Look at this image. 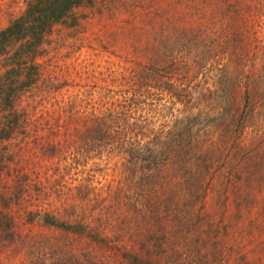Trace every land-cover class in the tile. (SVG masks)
I'll return each mask as SVG.
<instances>
[{
	"label": "rangeland",
	"instance_id": "rangeland-1",
	"mask_svg": "<svg viewBox=\"0 0 264 264\" xmlns=\"http://www.w3.org/2000/svg\"><path fill=\"white\" fill-rule=\"evenodd\" d=\"M95 1L94 8L78 11V28H55L37 64L39 84L16 103L21 130L0 146V213L14 219V232L0 237V264H67L72 255L84 264H127L123 254L138 252L131 237H124L122 249L102 248L45 226L43 219L50 214L85 221L113 234L146 221L130 208L134 186L124 175L122 146L96 145L83 137L97 124L90 119L131 111L126 103L134 97L135 71L147 65L162 36L192 27L215 41L210 44L217 56L208 67L220 73L236 66L264 81V0ZM25 9V0H0V30ZM6 69L0 65V76ZM152 91L151 100L165 105L166 94ZM151 122L160 127L162 118ZM250 147L242 153L248 155ZM233 157L225 154L218 167L222 179L231 181L228 190H222L219 202L210 196L207 207L199 209L201 215L208 211L201 225L195 213L193 232L212 238L208 249L217 242L220 255L213 264H264V174L243 187L238 178H254L258 162L250 161L241 174L244 157L240 152ZM188 244L187 261L170 258L169 264L196 263V244Z\"/></svg>",
	"mask_w": 264,
	"mask_h": 264
},
{
	"label": "trees",
	"instance_id": "trees-1",
	"mask_svg": "<svg viewBox=\"0 0 264 264\" xmlns=\"http://www.w3.org/2000/svg\"><path fill=\"white\" fill-rule=\"evenodd\" d=\"M25 1L24 13L0 30V65L5 63L7 68L0 76V146L13 141L21 130L16 103L39 84L37 64L55 28H78L82 18L78 11L96 6L95 0ZM211 42L215 41L201 38L192 27L162 36L160 48L151 50L154 55L147 65L135 71L134 97L126 103L131 111L90 119L97 124L83 137L96 145L122 146L124 175L134 186L129 190V206L146 221L113 234L105 226L48 214L45 226L102 248L116 245L122 249L124 237H131L138 252L124 251L127 264H169L170 258L180 263L184 259V263L189 241L196 244L195 264L216 263L217 242L208 249L212 238L193 229L206 218L208 211L201 215L199 209L207 207L208 198L216 196L219 202L222 190H228L231 181L222 179L218 171L225 154L231 158L236 152L242 154L245 168L241 174L250 161L258 162L254 165L257 172L251 171L254 178H238L243 187L251 186L259 172L264 174V81L236 66L216 73L217 68L208 67L217 56ZM152 90L166 94L165 105L151 100ZM178 106L181 109L175 110ZM140 111L145 112L138 117ZM155 117L162 118L160 127L151 125ZM246 145H251L248 155L242 153ZM121 205L127 206L123 200ZM196 212L197 223L191 224ZM0 217V237L14 232V219L5 212ZM67 264L84 263L72 255Z\"/></svg>",
	"mask_w": 264,
	"mask_h": 264
}]
</instances>
